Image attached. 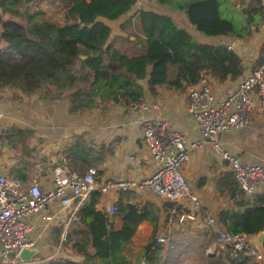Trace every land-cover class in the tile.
Segmentation results:
<instances>
[{
  "label": "trees",
  "instance_id": "16d2710c",
  "mask_svg": "<svg viewBox=\"0 0 264 264\" xmlns=\"http://www.w3.org/2000/svg\"><path fill=\"white\" fill-rule=\"evenodd\" d=\"M37 1L0 0V88L9 86L25 95L45 99L64 97L69 110L76 112L104 108L109 103L128 106L143 99L145 88L154 95L159 84L176 88L193 84L203 70L219 81L235 79L243 73L240 55L226 44L201 43L169 14L150 9L135 10L140 33L131 34L135 36L134 44L141 48L139 51L128 54L112 46L107 42L111 28L100 18L115 20L127 15L137 0H49L61 10V22L45 17L40 8L32 9L29 4ZM156 2L184 10L189 23L205 35H226L232 31L231 22L219 15L217 0ZM236 2L250 31L254 29L256 14L264 22V1ZM127 19L131 22V16ZM263 61L264 45L252 69ZM4 132L11 146H20L21 156L30 150L26 140L31 131L11 126ZM107 152L104 145L94 146L79 134L61 149L62 156L51 167L60 165L67 173L80 174L96 167L98 175ZM26 164L21 157L19 165ZM20 170L17 168L18 175L24 176L26 173L20 174ZM215 189L219 198L227 202L217 212L216 221L221 229L248 235L264 231V189L245 192L228 168L216 177ZM99 196L97 190L88 193L75 213V222L80 224L66 231L61 246L74 238L70 246L84 257V264L95 257L98 264H130L125 248L138 224L148 220L152 231L142 247L144 256L147 264H164V257L174 250V242H157L159 208L150 201L127 203L119 199L115 202L117 213L111 216L96 208ZM164 204L174 207L173 202ZM173 210L176 218L178 207ZM62 230L56 227L53 232L59 236ZM194 236L200 255L195 264H246L249 260L247 255L233 252L229 245L215 244L218 232L211 227H199ZM209 246L216 248L215 253H205ZM72 263L54 257L41 264Z\"/></svg>",
  "mask_w": 264,
  "mask_h": 264
},
{
  "label": "crops",
  "instance_id": "0c3cea01",
  "mask_svg": "<svg viewBox=\"0 0 264 264\" xmlns=\"http://www.w3.org/2000/svg\"><path fill=\"white\" fill-rule=\"evenodd\" d=\"M236 1L217 0L219 15L228 19L233 27L231 33L217 36H208L192 25L190 27L184 10L159 4L156 0H137L136 4L140 5L139 9H150L169 14L178 26L185 28L195 40L201 43L230 45V48L240 55L243 65L241 75L224 81H219L215 77L213 79L216 96L223 97L236 86L244 74L252 70L254 61L264 45V22L261 16L259 14L254 16L252 26L254 29L250 31L245 14ZM137 11L133 9L129 14L115 20L100 18L111 28L107 42H111L112 46L128 54L141 49L139 45L134 44L135 36L131 34L136 31L134 27H138L139 32L136 33H140ZM130 16L131 22L127 19ZM187 86L176 88L159 84L156 86L154 95L145 88L144 97L140 101L141 105L136 107L109 103L104 108L98 106L91 110L76 112L69 110L67 98L45 99L35 94L25 95L19 90L4 86L0 88V111L3 124L0 133V172L25 185L36 181L43 190L50 189L53 185V167L51 166L57 163L62 156L61 149L75 136L82 134L84 139L93 143L94 146L104 145L108 149L100 165L101 172L98 174V180L101 183L118 178L138 180L149 175L155 168V161L142 139L144 119L155 116L157 110L161 109L162 119L169 128L182 131L191 138L198 136L194 120L186 109ZM11 126L32 132L26 140L30 150L24 151L23 156H21L22 151L18 144L11 146L7 141V133L4 131ZM220 143L223 149L238 154L242 161L258 162L264 165V109L254 106L248 123L240 129L222 132ZM21 157H24L27 162L24 166L19 165ZM19 167L21 168L20 174L26 173L24 176L21 174L22 179L18 175L17 168ZM227 168V162L207 145L193 152L188 161L183 164V174L187 178L190 189L197 194L201 205V211L196 220H188L186 226L181 227L177 223L172 208L164 204L167 201L144 187L125 190L111 187L100 193L96 208L106 211L109 203H115L119 199L127 203L150 201L159 208L161 214L157 233L167 228L169 239L172 227L178 229L180 234L186 231L191 233L193 229L195 232L199 227L204 226L201 223L207 215L216 219L219 208L227 203L219 198L215 189L216 177L220 171ZM86 197L87 195L80 198L73 197L67 191L64 202L55 198L45 210L52 214L50 221L46 222L41 219L40 215L25 217V221L32 225L30 236H39L37 247L43 250L35 256L44 258L45 262L50 258L62 257L71 260L72 264H84V257L70 246L74 238L69 240L65 247L61 246V243L66 231L80 224L78 221L75 222L77 218L75 213ZM75 199L78 201L75 202ZM178 211H180L179 207ZM56 227L63 229L59 236L53 232ZM151 231L152 224L148 220H143L138 224L131 242L124 251L130 264H139L133 259L139 258L140 261L144 256L140 249L148 241ZM257 235L253 236V240L264 255V242L258 245ZM215 251L214 246L205 248V253L208 254L215 253ZM135 252L138 255H133ZM88 264H98V258L95 257Z\"/></svg>",
  "mask_w": 264,
  "mask_h": 264
},
{
  "label": "built area",
  "instance_id": "2783aa9c",
  "mask_svg": "<svg viewBox=\"0 0 264 264\" xmlns=\"http://www.w3.org/2000/svg\"><path fill=\"white\" fill-rule=\"evenodd\" d=\"M227 46L230 48V45ZM213 79L211 73L202 71L198 81L187 86L186 109L198 130L196 138L169 128L162 119L161 109L157 110L155 116L143 120L142 139L154 157L155 168L151 174L138 180L118 178L101 183L96 167H89L80 174L67 173L60 165H56L53 168L52 187L43 190L36 181L25 185L0 172V264L45 262V259L39 256H33L29 263L19 257L22 248L37 246L39 239V236H30L32 225L25 221V217L40 215L41 219L50 221L52 214L45 210L55 198L64 202L67 191L73 197H83L93 190L101 193L111 187L117 190L144 187L161 199L173 202V208H180L176 219L181 227L188 220H196L201 205L197 194L190 189L182 167L191 154L203 145L209 146L227 162L228 168L233 170L239 186L245 192L263 190L264 165L242 161L238 154L223 149L220 134L245 126L254 106L264 109V61L244 74L236 86L223 97L216 96ZM139 105L141 103L136 102L129 106ZM2 129L0 111V133ZM173 208L171 210L174 212ZM106 211L111 216L115 215V203H109ZM201 225L218 232L216 241L219 247L229 245L233 252L247 255L249 260L246 264H264V255L253 240L255 235L228 233L218 226L216 219L211 215H207ZM166 229L156 233L157 242L166 241ZM139 264H146L145 256Z\"/></svg>",
  "mask_w": 264,
  "mask_h": 264
},
{
  "label": "rangeland",
  "instance_id": "374dc122",
  "mask_svg": "<svg viewBox=\"0 0 264 264\" xmlns=\"http://www.w3.org/2000/svg\"><path fill=\"white\" fill-rule=\"evenodd\" d=\"M29 5L32 9H35V8L42 9L44 11V16L47 18H50V19L58 21V22L63 21V15H62L61 10H59L56 7V5L51 3L49 0H38L36 4H33L31 2ZM139 6L140 5L135 4L133 9L137 10V9H139ZM189 26L192 27L193 25L191 26V24H190ZM137 28L134 27V29L136 30L135 32H139V30H137ZM130 29H131V27H130ZM216 154H218V153H216ZM175 220H176V218H175ZM186 225L187 224L185 223V226ZM160 231H162V229ZM197 231L194 232V229H193V232H191L192 234L187 232V231H186L187 233L185 232V233L180 234L178 229L172 227L171 231H170L171 235L169 236V239L167 237V239H166V241H164V243L167 244L170 241V239H173L174 250L172 252H170L169 255H166L165 257L163 255V257L165 258L164 264H195L200 258L199 250H197L196 241L194 240L195 239L194 235L196 234ZM216 244H218V243L216 242ZM141 247H143V246H141ZM140 251L143 252V248H141ZM137 252H139V251H137ZM133 255H138V254L135 252V253H133ZM133 261L138 263L139 258H134Z\"/></svg>",
  "mask_w": 264,
  "mask_h": 264
},
{
  "label": "water",
  "instance_id": "95a60500",
  "mask_svg": "<svg viewBox=\"0 0 264 264\" xmlns=\"http://www.w3.org/2000/svg\"><path fill=\"white\" fill-rule=\"evenodd\" d=\"M83 57V55H81ZM257 244L262 245L264 242V231H261L258 233L256 238ZM42 249L40 247H24L19 252V257L21 260H23L25 263L31 262L33 256L38 255L42 253Z\"/></svg>",
  "mask_w": 264,
  "mask_h": 264
}]
</instances>
